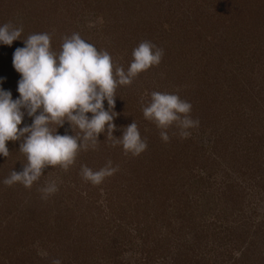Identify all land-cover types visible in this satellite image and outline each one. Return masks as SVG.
<instances>
[{"label":"rangeland","instance_id":"1","mask_svg":"<svg viewBox=\"0 0 264 264\" xmlns=\"http://www.w3.org/2000/svg\"><path fill=\"white\" fill-rule=\"evenodd\" d=\"M7 22L22 27L11 46L0 43V88L13 99V52L31 34L48 33L58 51L79 33L125 70L141 41L163 57L115 90L112 135L134 121L147 142L139 155L100 133L66 171L47 166L31 187L7 186L26 158L21 140L6 142L0 264H264V0H0ZM152 91L191 103L198 125L186 138L173 126L164 142L144 118L141 98ZM31 123L25 114L18 127ZM56 131L79 134L67 121ZM108 161L116 170L101 182L83 179L82 165Z\"/></svg>","mask_w":264,"mask_h":264},{"label":"clouds","instance_id":"2","mask_svg":"<svg viewBox=\"0 0 264 264\" xmlns=\"http://www.w3.org/2000/svg\"><path fill=\"white\" fill-rule=\"evenodd\" d=\"M21 32L22 27L11 22L0 25V43L11 46L14 40L20 39ZM50 40L48 33L31 34L23 39V47L14 50L12 65L20 74L17 99L12 98L11 91L0 88V155H9L7 141L21 140L19 151L26 158L22 171L12 170L5 178L3 183L7 186L19 182L31 187L47 166H60L66 171L81 149L95 148L100 133L107 132L113 146L121 145L125 154L137 156L147 148L134 121L122 128L119 137L112 135L116 128L113 119L117 115L113 111L115 90L118 85L131 84L139 73L158 65L163 49L148 40L139 42L125 70L114 66L106 50H98L79 33L63 36L58 51L52 50ZM147 95V102L141 98L143 116L161 130L159 134L164 142L170 139L169 128L176 127L178 135L186 138L187 129L198 125V120L190 115L191 103L177 93L152 91ZM104 101H107V110ZM25 114L32 118V123L18 127ZM65 121L72 131L78 128L79 134H58L57 127ZM50 124L56 128L51 129ZM110 166L108 161L106 167L93 171L82 165L81 175L87 181L99 183L116 170ZM56 190L54 182L42 189L48 194ZM53 264L61 262L54 260Z\"/></svg>","mask_w":264,"mask_h":264}]
</instances>
